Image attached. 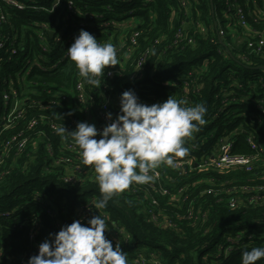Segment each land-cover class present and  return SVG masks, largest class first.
Returning <instances> with one entry per match:
<instances>
[{"label":"trees","instance_id":"16d2710c","mask_svg":"<svg viewBox=\"0 0 264 264\" xmlns=\"http://www.w3.org/2000/svg\"><path fill=\"white\" fill-rule=\"evenodd\" d=\"M13 1L22 8L0 0V264H19L20 258L38 253L29 239L32 230L38 231L40 244L62 226L74 220L87 224L98 214L108 228L106 239L114 248L120 245L127 264L139 253L153 254L164 264H218L220 246L235 251L227 257L223 251L219 264H242L244 251L264 247V118L259 109L264 107V54L247 49L252 30L227 19L231 14L226 0ZM246 1L236 4L250 14L251 27L263 32L259 11L264 0ZM127 22L129 29L117 26ZM81 29L101 45L112 43L117 49V65L107 67L97 85L84 81L95 97L93 122L77 102L75 87L81 77L67 53ZM219 29L226 30L222 42L230 54L220 51ZM178 31L194 43H175ZM133 32H139L136 46L130 42ZM54 63L58 67L47 70ZM26 66L32 68L23 82L19 73ZM110 71L114 76H107ZM10 85L20 92L26 88L29 102L55 96L60 104L45 111L47 119L34 130L27 125L31 117H39L36 107L27 108L8 129V122L7 128L2 125L1 95ZM127 90L148 105L169 96L185 101V107L203 104L206 122L185 138L184 146L195 158L188 169L161 164L156 168L159 180L133 183L106 208L95 209L102 194L93 167L82 163L78 146L76 151L67 149L72 138L52 131L50 123L64 124L68 132L79 122L97 127V111L106 98L120 109ZM249 137L262 152L251 149ZM223 138L233 141L234 153L258 156L252 172L196 168L201 156L216 150ZM162 189L168 194L162 195ZM256 264H264V258Z\"/></svg>","mask_w":264,"mask_h":264},{"label":"clouds","instance_id":"9594fccd","mask_svg":"<svg viewBox=\"0 0 264 264\" xmlns=\"http://www.w3.org/2000/svg\"><path fill=\"white\" fill-rule=\"evenodd\" d=\"M68 58L78 69V75L89 85L99 83L97 77L109 66L118 63L117 49L112 43H98L94 35L81 29L67 49ZM120 110L111 123L98 131L94 124L79 122L74 131L63 125L58 135H68L80 150L84 165H91L96 173L101 197L95 209H104L116 194L133 183L146 184L153 179L150 172L161 164L175 167L189 149L185 138L199 125L205 124L207 111L203 104L185 107L183 100L172 96L161 103H141L132 90L120 97ZM100 138L97 140L96 137ZM158 175V173H154ZM105 219L99 214L83 224L74 220L62 226L38 246V253L28 264H127L120 245L114 248L106 239ZM0 255L3 249L0 248ZM264 258V247H253L242 253V264H256Z\"/></svg>","mask_w":264,"mask_h":264},{"label":"built area","instance_id":"2783aa9c","mask_svg":"<svg viewBox=\"0 0 264 264\" xmlns=\"http://www.w3.org/2000/svg\"><path fill=\"white\" fill-rule=\"evenodd\" d=\"M8 3L15 5L18 8H22L21 6L17 5L13 0H6ZM238 0H226V4L230 10V16L227 17L228 20L233 21L234 23H238L241 27L244 28H250L252 31L249 32L250 38L247 40V49L250 50L251 53L257 54V55H263L264 54V31L260 32L255 30L253 27H251L249 18L251 17L249 13L245 11V9L241 6H237ZM251 0H247L246 3L250 4ZM231 11H234L233 13ZM260 16L264 17V10L259 11ZM113 24V23H112ZM115 25V24H113ZM119 27H123L124 29H129L131 27V23H125L124 25L120 24L117 25ZM47 32L52 36H54L55 32L47 29ZM252 32V34L250 33ZM184 33L182 31H178L176 34V39L175 43H180L182 41H187L188 44L194 43L193 39L190 37H183ZM218 39L222 40L223 37L226 35V30L224 29H219L217 32ZM43 34H41V37ZM138 36L139 32H133L131 37H130V42L133 46H136L138 43ZM243 39V38H240ZM239 39V40H240ZM123 44H125V38L123 37L122 40ZM221 42V41H220ZM222 44V43H221ZM223 47L220 51L227 52L228 51V46L226 43L223 42ZM46 51V48H44ZM247 58H242V61H247ZM36 65L40 66V62L36 61ZM34 63V64H35ZM31 61H27L26 65H30ZM141 62L138 63V67L141 66ZM58 67V63H54L51 68H47L50 70H54ZM26 69H23L20 71L19 75L21 77V80L25 82L26 77L30 74L31 68L27 69V66L25 67ZM23 72H26L25 75H23ZM108 77L114 76V72L110 71L107 74ZM98 78V77H97ZM165 87H170V84L165 83L163 84ZM92 86V85H91ZM107 88V87H106ZM76 93H77V102L85 106V109L83 110L84 113L87 116V121L90 120V122L94 121V115L91 109L92 103L95 102V97L91 95V93L88 91L86 88L85 82L83 78H80L76 84ZM27 93L26 88L22 92L19 91L18 88H16L13 85H10L8 87V91H3L1 97L3 100V109H4V117H3V123L2 125L7 128L6 122H8V129L11 128L13 123L22 117H24L25 113L27 112V108H37L40 111L39 117H31L28 120V125L27 128L34 130L40 123V121L45 122L47 119V116H45V111L47 110H52L54 106L60 104L58 103L57 100H55V96L51 99H45L41 100L39 102L32 101L29 102V99L27 98ZM33 93V92H32ZM57 97V95H56ZM100 97H103L102 94ZM152 99H156V97H151ZM62 99L66 100L67 96L63 95ZM151 105V104H150ZM261 115V118H264V107H259ZM119 110L117 105L113 103L112 99L110 97H107L105 100V103L98 109V120L100 121V124L97 126L98 131H102L103 127H105L107 124L111 123L110 120L107 119V114L111 113L113 119H115L116 115L119 113ZM52 131H56L57 127H59V124L51 121L50 123ZM25 144V141H23L20 145V147H23ZM247 144L251 146V149L256 151V152H262V149L257 146L254 141L252 140V137H249L247 139ZM76 145L74 142L71 140L68 143V148L70 151H76ZM49 151L52 153L53 148L52 145L49 143L48 145ZM180 160L181 162L178 163L175 167L169 166L170 168L178 171H183L184 169H188L192 162L194 161L193 156L191 153H187L184 157L176 158ZM258 160V156H253V155H245L241 153H234V145L233 141L230 138H223L221 140V143L219 147L214 150L211 153H206L201 156L200 163L196 165V168L199 170H213L217 172H225L228 170L232 169H243L246 170L247 172H252L254 169V164ZM154 173H158V175H155ZM151 175H153L154 180H159L160 179V173L157 169H153L150 172ZM139 185H145V184H139ZM161 192V191H160ZM162 195L168 194L167 190L162 189L161 192ZM180 194L182 192L180 191ZM185 200V199H184ZM154 204H156V201H153ZM2 216V215H0ZM191 216V214H190ZM197 220V219H196ZM166 226H172L171 222L166 221ZM38 231L36 229L32 230L30 233L29 239L34 242V248L38 252V246L39 242H36V237H37ZM218 255L215 258V261L218 262V264L221 262L220 257L222 256V252L224 251L225 257L230 256L235 250L231 248H223L219 247ZM205 255H203L204 261L207 263L208 260V255L210 249H206ZM203 253V254H204ZM208 253V254H207ZM207 254V255H206ZM28 257H22L19 260V264H28ZM130 264H164L160 259H158L155 255L151 254L147 256L144 253H139L134 260L130 262Z\"/></svg>","mask_w":264,"mask_h":264},{"label":"water","instance_id":"95a60500","mask_svg":"<svg viewBox=\"0 0 264 264\" xmlns=\"http://www.w3.org/2000/svg\"><path fill=\"white\" fill-rule=\"evenodd\" d=\"M53 33H51V35H52ZM221 41V43L223 44V42H222V40H220ZM228 53L230 54V52H229V50H228Z\"/></svg>","mask_w":264,"mask_h":264},{"label":"rangeland","instance_id":"374dc122","mask_svg":"<svg viewBox=\"0 0 264 264\" xmlns=\"http://www.w3.org/2000/svg\"><path fill=\"white\" fill-rule=\"evenodd\" d=\"M123 28V27H122ZM204 32H206V28L204 29Z\"/></svg>","mask_w":264,"mask_h":264}]
</instances>
